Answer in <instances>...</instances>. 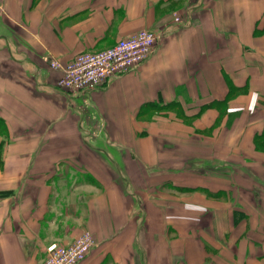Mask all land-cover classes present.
<instances>
[{"label":"crops","instance_id":"crops-1","mask_svg":"<svg viewBox=\"0 0 264 264\" xmlns=\"http://www.w3.org/2000/svg\"><path fill=\"white\" fill-rule=\"evenodd\" d=\"M141 30L137 70L58 88ZM84 231L79 264H264V0H0V264Z\"/></svg>","mask_w":264,"mask_h":264},{"label":"built area","instance_id":"built-area-1","mask_svg":"<svg viewBox=\"0 0 264 264\" xmlns=\"http://www.w3.org/2000/svg\"><path fill=\"white\" fill-rule=\"evenodd\" d=\"M176 25L190 26L176 19ZM161 34L141 30L131 37L119 40L114 46L97 52L78 54L68 63L51 59L50 67L60 72L58 88L76 96L109 86L115 79L137 70L155 53ZM89 136L86 131L85 137ZM97 241L89 231L82 232L70 243L53 242L46 247L40 264H79L92 253Z\"/></svg>","mask_w":264,"mask_h":264},{"label":"rangeland","instance_id":"rangeland-1","mask_svg":"<svg viewBox=\"0 0 264 264\" xmlns=\"http://www.w3.org/2000/svg\"><path fill=\"white\" fill-rule=\"evenodd\" d=\"M142 207V206H141ZM142 216H143V214H142Z\"/></svg>","mask_w":264,"mask_h":264}]
</instances>
